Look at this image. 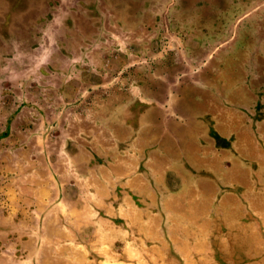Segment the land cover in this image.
I'll list each match as a JSON object with an SVG mask.
<instances>
[{
	"label": "rangeland",
	"instance_id": "1",
	"mask_svg": "<svg viewBox=\"0 0 264 264\" xmlns=\"http://www.w3.org/2000/svg\"><path fill=\"white\" fill-rule=\"evenodd\" d=\"M0 264H264V0H0Z\"/></svg>",
	"mask_w": 264,
	"mask_h": 264
}]
</instances>
